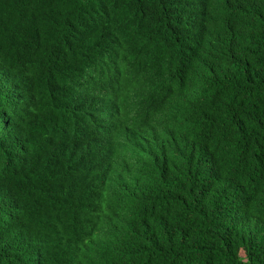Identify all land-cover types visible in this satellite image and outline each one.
<instances>
[{"label": "trees", "instance_id": "1", "mask_svg": "<svg viewBox=\"0 0 264 264\" xmlns=\"http://www.w3.org/2000/svg\"><path fill=\"white\" fill-rule=\"evenodd\" d=\"M0 264H264V0H0Z\"/></svg>", "mask_w": 264, "mask_h": 264}]
</instances>
